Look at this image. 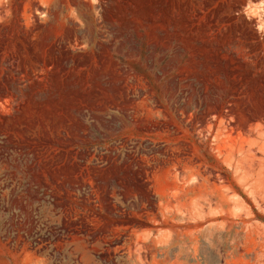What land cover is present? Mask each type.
Wrapping results in <instances>:
<instances>
[{
    "label": "rangeland",
    "instance_id": "rangeland-1",
    "mask_svg": "<svg viewBox=\"0 0 264 264\" xmlns=\"http://www.w3.org/2000/svg\"><path fill=\"white\" fill-rule=\"evenodd\" d=\"M0 264H264V0H0Z\"/></svg>",
    "mask_w": 264,
    "mask_h": 264
}]
</instances>
